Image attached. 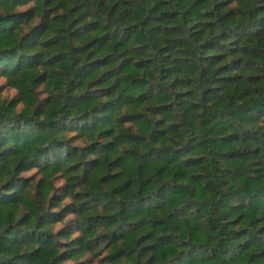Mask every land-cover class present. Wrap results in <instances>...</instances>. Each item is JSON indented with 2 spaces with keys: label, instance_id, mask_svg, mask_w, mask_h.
I'll use <instances>...</instances> for the list:
<instances>
[{
  "label": "clouds",
  "instance_id": "clouds-1",
  "mask_svg": "<svg viewBox=\"0 0 264 264\" xmlns=\"http://www.w3.org/2000/svg\"><path fill=\"white\" fill-rule=\"evenodd\" d=\"M0 264H264V0H0Z\"/></svg>",
  "mask_w": 264,
  "mask_h": 264
}]
</instances>
